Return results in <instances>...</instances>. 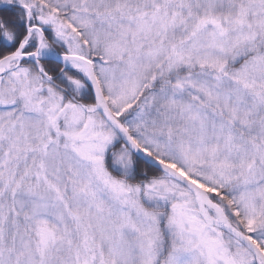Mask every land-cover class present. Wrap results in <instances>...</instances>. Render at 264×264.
Listing matches in <instances>:
<instances>
[{
	"label": "rangeland",
	"instance_id": "374dc122",
	"mask_svg": "<svg viewBox=\"0 0 264 264\" xmlns=\"http://www.w3.org/2000/svg\"><path fill=\"white\" fill-rule=\"evenodd\" d=\"M15 1L50 18L58 25L56 43L66 45L58 52L35 28L34 51L26 54H71L93 61L111 111L125 120L123 129L144 151L205 193L219 195L232 226L264 253V166L256 163L253 147L259 144L246 138L243 128L254 119L261 99L254 92H264V76L245 78L236 68L264 28V0ZM138 2L163 6L164 18L154 14L153 21L144 20L147 11L137 8ZM213 21L219 22L218 30L207 28ZM123 34L145 45L139 54H126L138 46ZM22 62L13 59L4 67L0 84V138L7 142L0 144V177L15 165V158L20 167L14 183L31 171L38 176L34 188L18 191L20 215L16 209L17 222L13 219L8 228L12 233L0 219V264H35L32 253L39 249L25 230L40 237L41 252L51 246L48 264H73L71 252L80 264H264L237 239L218 228H204L194 194L172 176L160 172L153 190L142 192L144 205L140 191L127 182L132 171L127 147L113 157L111 175L108 152L122 139L98 110L86 64L59 62L85 81L65 72L56 87L40 63L29 61L32 68ZM239 79L252 91L239 85ZM88 97L94 102L79 101ZM257 138L264 144V135ZM159 190L183 198L184 209H193L188 218L194 229L172 241L170 233H160L156 220L166 207ZM205 210L210 219H218L215 208L206 204ZM180 217L176 221L183 223ZM201 230L208 240L204 245L197 236ZM52 233L63 240L54 247L48 244ZM76 234L85 236L80 240L85 249H73ZM218 246L224 255H217ZM61 254L65 259L58 262L56 255Z\"/></svg>",
	"mask_w": 264,
	"mask_h": 264
},
{
	"label": "trees",
	"instance_id": "16d2710c",
	"mask_svg": "<svg viewBox=\"0 0 264 264\" xmlns=\"http://www.w3.org/2000/svg\"><path fill=\"white\" fill-rule=\"evenodd\" d=\"M7 3H10L7 6H4L0 9V60L14 54L15 52L18 51V49L25 45L24 48V52L25 53H30L34 48V40L32 39V31L33 29L37 28L38 30H40L44 36V38L48 41V43H50L51 45H53V47L58 51V52H63L66 47V45L63 46H58V44L55 41V35L58 34V25H56L53 21L50 20V18L48 17H44V16H39V14L32 12V8L25 6L24 4H21L18 1H7ZM148 6L144 7V3L138 2V4L136 5L137 8H139L140 10L147 11L142 13V18L144 20H149V21H153L151 20L152 18H155L157 16H154V14H161V16L159 18H161L160 20H162L164 18V16H162V9L163 6H155V4H151L150 2H148ZM1 5V2H0ZM135 5V4H134ZM153 5V6H152ZM26 7V8H24ZM131 8H135L132 7ZM130 8V9H131ZM152 10L150 12H148V10ZM157 9V10H156ZM165 13V12H164ZM167 16V13L165 14ZM169 15V14H168ZM261 16H264V12L262 13ZM125 17V16H123ZM218 26H220L218 21H213L212 24H208L207 28H213L218 30ZM264 27V25H263ZM32 28V29H31ZM123 36H125L126 38H128L129 36L123 34ZM66 38L68 39V37L66 36ZM72 38V36L70 37ZM130 38V37H129ZM75 39V44L79 45L77 43L76 38H72L71 40ZM131 40V45L132 46H138L137 49L134 50H130L127 51L126 54L131 53V55L135 54H139L140 53V49L145 46L142 44L137 45L134 42L135 38H130ZM138 42V41H137ZM146 42V41H145ZM140 43V42H138ZM251 44L249 46L246 47V49H249V52L247 53V55H245L244 53H242L241 57L238 59V63H237V67L240 70L244 71V77L249 78L251 76L255 77V76H264V28L260 31V33H258V37L253 41L250 42ZM131 45L126 46V47H132ZM80 47V46H78ZM128 49V48H127ZM240 54V53H239ZM130 55V56H131ZM41 66L43 67L44 73L45 75H47L48 77H50L52 79V85L54 86H60L57 85L56 83L60 82V78L62 77V75L65 72H69L74 76H77L79 79L85 81V78L78 72H75L73 70H69L68 68L66 69L62 64H60L59 62L53 61V60H46V61H42L40 62ZM260 64V65H258ZM22 66H30L32 68L34 67V64L29 62V61H23L22 62ZM31 68V69H32ZM233 68L230 67L228 68V72H226L223 76L224 77H229L230 73L232 72ZM5 77V75L0 77V84H2V80ZM232 79V78H231ZM242 79V78H240ZM237 80L236 82L241 85L242 82L241 80ZM248 83V82H247ZM241 86H246L247 88L244 89H249L250 91H252V86H248L245 83L242 84ZM89 87V85H88ZM67 88V87H66ZM0 89H1V85H0ZM89 89L92 91V88L89 87ZM66 91V95H69V89H65ZM259 94V99L257 102V105H255V114H254V119L252 121H250V123H248L246 126H244V130L247 132L246 134H244V136H246V138H248L249 140H254L256 141V143L259 144L258 146L253 147L255 155H256V163L264 166V144L260 143V139L261 138H257L260 135L263 136L264 135V92H254ZM249 94H251V92H249ZM92 95V94H91ZM68 100L72 99L68 96H66ZM93 97V95H92ZM1 101V100H0ZM79 101L88 103L87 101H92V103L94 102L93 98H87V99H81ZM73 103V101H72ZM0 104H3L2 102H0ZM263 110H262V109ZM119 122L124 126V121L123 118L119 119ZM62 126L65 127L66 129V123L61 122ZM65 125V126H64ZM68 126V125H67ZM263 131V134L259 135V130ZM4 137L0 138V144H2L1 146H4L7 142L5 140H3ZM6 142V143H5ZM126 149L125 144L123 143V141H119L118 143H116L113 147L112 150L110 149L108 152V159L106 161L107 164V168L108 170H110V172L112 173L111 175L115 176V172L113 171V166H112V162H113V157L116 155L117 152L122 151ZM3 151V150H2ZM1 161V160H0ZM131 161H132V171L130 173V176L128 178V183L130 185L135 186L136 189H138L140 191V193H138L139 196V200L144 203V205L147 206V201L145 200V196L142 194L143 191L147 192V191H151L153 190V181H156L157 179H159L161 177V173L160 171H158L156 168L150 166L149 164H147L146 162H144L142 159L138 158L137 156H135L134 154H131ZM14 163L15 165L11 166V169L7 172V173H1V177H0V186L3 184L5 188L4 193H0V205L1 203L4 205L5 204V209L2 210V206H0V219H3L4 221V230H6L8 233L13 232V230L8 229L10 228V226L12 225V221L13 219H15L14 221L17 222L16 220V215H15V210H18V205H16V200L18 197V191L23 190V189H30V188H34L35 185L34 183H32L33 181L36 180L37 178V174L33 171L29 172L28 175H24L25 176V180H18L14 183V181L16 180L15 177H17L18 175V167H20V159L15 158L14 159ZM6 174V175H5ZM21 174V173H20ZM5 175V177H4ZM136 192H138L136 190ZM157 192V191H156ZM159 194L161 196L160 201H163L165 204V215H161V217H156V220L159 222L160 224V233H170V240L172 241V239L176 238L177 235H180L181 233L184 232H188L190 229L193 230L194 227H192V222L191 220H189V216L191 217L192 213H193V209L189 206L188 208L184 209L185 203H184V199L177 196V195H172V194H166L164 193V191L159 190ZM167 195V196H165ZM166 197V198H165ZM209 197L211 198L212 201H214L216 204H218L221 208L224 209L225 213L227 212V208L225 207L222 199H220L219 195L213 194V193H209ZM155 201H158L155 200ZM184 204V205H182ZM195 208V207H194ZM20 215V211H17ZM22 214V213H21ZM181 215V219H183V223L182 222H177V216ZM228 214V213H227ZM25 215V214H24ZM162 216H164L166 219L163 218ZM24 219V218H23ZM2 223V222H1ZM30 223V222H29ZM204 228L206 229H213L210 226H204ZM74 230V228H73ZM32 231H36L37 232V228L36 226H34V229H32ZM75 231V230H74ZM242 231V230H241ZM6 233V232H5ZM76 233V232H75ZM204 231L201 230V233H198L197 236L199 237V242L202 243V245H204V243H206L205 236L203 235ZM25 234L26 236L32 240L30 243L34 245V249H39L36 251V253L33 251L32 255H35L34 258L36 257V262L37 264H48L47 260H49V257L47 256L51 250V246L50 248L47 249V252H41V249H43V244L42 241L40 240V237L36 234V233H31L30 231H26L25 230ZM59 233L56 234H51V239L48 242V244H51L52 247L57 246L58 244H60V241H63L60 236ZM85 237V236H84ZM84 237L79 236L77 237V234L75 235V237H73L72 240V245H73V249L77 248V245L81 246L82 249H85L82 245L84 243ZM86 239V238H85ZM80 240H84L83 242H80ZM169 240V241H170ZM55 242V243H53ZM211 243V241H210ZM209 243V244H210ZM54 244V245H53ZM207 247V246H206ZM218 254L217 255H224V251L222 246H218ZM171 248V246L169 247ZM170 253V249L168 250ZM39 252V254L37 253ZM55 253H51V256L53 258V255ZM37 255V256H36ZM70 259L73 256V264H80L78 262V258H77V254L75 253H70ZM84 255H87V252L84 253ZM57 261L59 262V260H61V258L65 259L64 255H56ZM46 259V260H45ZM35 262V264H36ZM49 264H55V263H49Z\"/></svg>",
	"mask_w": 264,
	"mask_h": 264
},
{
	"label": "water",
	"instance_id": "95a60500",
	"mask_svg": "<svg viewBox=\"0 0 264 264\" xmlns=\"http://www.w3.org/2000/svg\"><path fill=\"white\" fill-rule=\"evenodd\" d=\"M9 4L10 3L0 5V9ZM25 46L26 44L21 46L15 54L0 60V77L6 73L4 67H6L13 59H18L21 61L27 60L35 64H39L40 61H45V60H53V61H57L60 63L79 62V63L86 64L88 67L89 79L93 85V89L95 92L96 102L98 104V110L103 115L105 120L121 135V139L124 142V144L127 146V148L135 156L142 159L144 162H146L150 166L156 168L160 172H163L179 180L185 187H187L194 194L200 216L202 217L203 221L208 226L218 228L222 230L223 232H225L226 234L237 239L244 246H246L250 251L255 253L264 263L263 251L249 237H247L245 234L241 233L235 227L232 226L227 216H225L223 209L219 205H217L214 201H212L207 193H205L195 182L187 178L183 173H181L180 171L176 170L170 165L162 162L158 158L144 151L132 139L129 133H127L123 129V127L121 126V124L119 123L117 118L114 116L113 112L111 111L104 95L101 92L92 61H90L89 59L85 57L78 56V55H71V54H56V55H49V56L26 54L24 53ZM206 204L215 208L219 212V216L217 220H213L208 217L206 210H205Z\"/></svg>",
	"mask_w": 264,
	"mask_h": 264
}]
</instances>
